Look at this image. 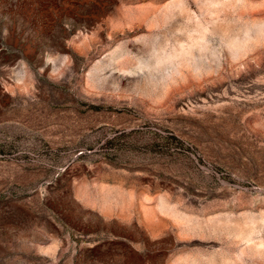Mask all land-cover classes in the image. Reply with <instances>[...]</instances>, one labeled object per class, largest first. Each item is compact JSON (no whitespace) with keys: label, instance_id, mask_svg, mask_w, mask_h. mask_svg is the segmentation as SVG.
Returning a JSON list of instances; mask_svg holds the SVG:
<instances>
[{"label":"rangeland","instance_id":"obj_1","mask_svg":"<svg viewBox=\"0 0 264 264\" xmlns=\"http://www.w3.org/2000/svg\"><path fill=\"white\" fill-rule=\"evenodd\" d=\"M0 264H264V0H0Z\"/></svg>","mask_w":264,"mask_h":264},{"label":"crops","instance_id":"obj_2","mask_svg":"<svg viewBox=\"0 0 264 264\" xmlns=\"http://www.w3.org/2000/svg\"><path fill=\"white\" fill-rule=\"evenodd\" d=\"M155 213L157 216H153ZM118 218L121 225L132 227L134 230L138 228L144 234L145 244H143L142 239L135 240V242L131 240L132 249L141 256H146L150 253L147 247V242L153 240L152 243H155L166 233L163 224L161 222L159 223L158 212L155 209L148 210L139 207L132 213V215H126L123 217L119 216ZM162 252L163 249H160V251L158 249L156 250V253Z\"/></svg>","mask_w":264,"mask_h":264}]
</instances>
